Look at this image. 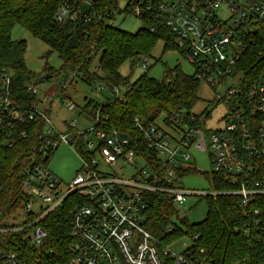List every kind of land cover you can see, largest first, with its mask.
Instances as JSON below:
<instances>
[{
  "label": "built area",
  "instance_id": "built-area-1",
  "mask_svg": "<svg viewBox=\"0 0 264 264\" xmlns=\"http://www.w3.org/2000/svg\"><path fill=\"white\" fill-rule=\"evenodd\" d=\"M129 1L132 13L143 17L150 14L168 26L178 49L192 67L194 78L206 82L215 91V100L224 102L223 126L203 128L202 118L206 119V114L190 115V122H202L200 127L183 123L184 115H175L171 126L158 123L146 126L134 117L146 147L158 157L159 162L152 167L146 158L136 154L127 135L116 130L106 133L97 127L106 117L96 114L87 129L77 128L73 120L63 131H57L50 121L51 111L39 109L37 98L28 104L13 99L12 72L9 67L0 66V144L11 146L18 137H25L20 128L23 122L39 119L44 124L41 143L32 152L31 165L23 171L17 208L22 210V220L18 224L2 222L5 226H0L1 233H21L26 245L0 250V264H165L158 238L142 223L147 193H164L174 206H181L189 195L234 194L240 197L243 208L252 196L264 194V190L254 188L256 182L252 187L242 182L237 189L228 191H216L211 185L212 192L184 190L175 184L176 170L191 165L188 151L192 148H206L211 172H224L222 178L235 186L236 174L248 169L239 157L240 152L264 156V130L259 127L253 134L245 118L249 107L252 114H264V69L249 88L246 99L241 96V81L235 69L245 50L246 38L264 28V0H119L117 9L111 11H95L96 0H79L72 7L60 6L55 17L58 22L94 19L113 23L115 13L122 12ZM142 65L145 67L147 63ZM35 84L24 81V88L32 97H36ZM123 88L114 87L113 96L121 99ZM64 99L67 109H74ZM168 128L175 134L169 133ZM71 135L82 136L80 146L70 140ZM60 144L68 145L80 160L66 185L48 168L49 159ZM125 167L130 172H124ZM72 193H76L78 200L70 212V243L56 252L49 246L41 220ZM257 214L254 209L252 215ZM258 225L257 218L246 223L247 238ZM162 252L174 264H202L189 260L184 253H172L169 247ZM258 255L264 261V248Z\"/></svg>",
  "mask_w": 264,
  "mask_h": 264
},
{
  "label": "trees",
  "instance_id": "trees-1",
  "mask_svg": "<svg viewBox=\"0 0 264 264\" xmlns=\"http://www.w3.org/2000/svg\"><path fill=\"white\" fill-rule=\"evenodd\" d=\"M77 1L0 0V66L9 67L12 72L10 91L13 99L25 104L36 101V97L30 96L24 88V81L29 80L31 75L22 59L26 42L10 38L12 28L19 25L48 46L46 55L55 52L60 59L57 70L47 68L39 74L43 80H47L45 76L49 74V78H61L62 84H65L73 76H79L87 83H101L112 93L114 87H124L121 99L112 96L102 102H85L78 114L91 122L95 120L96 114L101 118L106 117L97 127L106 133L116 130L127 135L136 154L146 158L153 167L159 162L156 152L146 147L133 118L138 117L147 126L157 124V120L162 117V123L171 126L175 115H184L183 123L200 127V120L190 122L189 119L191 108L199 99L200 81L192 73L182 72L178 66L165 69L161 79L152 78L144 71L130 81L120 73L121 66L128 60L150 56L156 41H163L164 52L176 49L183 54L176 45L174 34L152 15L143 17L129 11L131 1L121 11L142 20V27L134 33L121 30L104 20L58 22L55 17L58 8L64 4L72 7ZM118 1L96 0L98 3L94 2L93 8L95 11H111L117 9ZM151 26L153 30H150ZM245 41V50L235 69L241 81V96L246 99L249 88L264 69V28ZM97 57L98 63L94 68L93 61ZM146 67H149L148 63ZM212 107L203 113L206 114L205 118L210 115ZM245 118L251 132L255 134L264 121V114H252L249 107ZM43 126L39 119L23 122L20 128L26 133L25 137H18L11 146L0 144V226H5L1 222L2 218L20 206L23 171L31 165L32 152L41 143ZM70 140L80 146L82 136L71 135ZM239 157L248 169L236 174V186L222 178L224 172H211L209 176L199 171L195 163L179 167L176 175L179 178L184 174L204 172L216 191L237 189L242 182H248L250 187L256 182L254 188L264 190V156L240 152ZM76 197V193L70 194L59 207L41 220L48 233L49 246L56 252L62 251L70 243L69 219L78 200ZM204 198L207 202L204 219L189 223L183 218L180 227L170 222V217L176 216L177 211L168 195L147 193V209L142 223L147 231L158 238L159 252L165 264L174 262L172 258L163 255V248L169 247L174 240L184 235L191 240L182 252L189 260L200 261L202 264L262 262L258 253L264 248V194L252 196L244 208L240 206L238 195L220 194ZM254 209L258 210V216L252 215ZM255 218L259 220V225L251 229V235L247 238L244 232L246 223H251ZM21 236L17 232H0V250H12L17 245L23 248L26 244Z\"/></svg>",
  "mask_w": 264,
  "mask_h": 264
},
{
  "label": "rangeland",
  "instance_id": "rangeland-1",
  "mask_svg": "<svg viewBox=\"0 0 264 264\" xmlns=\"http://www.w3.org/2000/svg\"><path fill=\"white\" fill-rule=\"evenodd\" d=\"M123 2L119 3L122 7ZM114 25L119 29L126 32L134 33L142 27L143 22L136 16L125 15L123 12H116L113 19ZM11 40H24L26 42V48L23 53L22 59L25 67L30 72V79L25 80L26 83L35 84L36 98L38 101L37 107L39 109L48 108L51 111L50 121L57 131H63L66 124L71 121H75V126L80 129L89 128L92 123L86 117L79 115V109L85 102H102L106 98H111L113 93L99 82L94 84L83 81L79 76H73L70 81L62 84L61 78L51 77L47 80H43L39 77V74L44 73L47 68L57 70L60 66V59L55 52H48V46L32 36L28 31L19 25H15L10 33ZM46 55V56H45ZM146 61L149 67H144L142 64ZM98 63V57L93 61V67L95 68ZM178 66L182 72L186 74L192 73V67L185 59L184 55L176 49H168L163 51V41L158 40L154 44L150 56L138 57L133 60L126 61L120 68V73L123 76H127L130 81L134 80L140 73L146 71V73L156 79H161L164 70L167 68H173ZM235 78V77H234ZM234 78L230 80L234 81ZM101 85L103 88L100 90L97 87ZM220 95L223 94L222 90H218ZM198 101L191 108V113L195 115L203 114L210 108L209 103H212L210 109V115L203 120V128L216 129L223 126L222 117L226 112V106L224 102L216 101L215 91L204 82H199L198 87ZM69 100L74 109L68 110L65 105V99ZM158 124L162 123V117L157 120ZM264 130V121L260 125ZM168 132L175 134V132L168 128ZM188 154L190 156L189 163H195L196 168L199 171H204L211 176V165L208 159V150L203 148L189 149ZM141 165L140 162H138ZM80 165V160L75 152L66 144H60V146L53 152L48 162L49 170L60 178L64 185H66L76 173ZM124 172H130V168L125 167ZM190 173L184 174L179 177L175 184L176 186L184 189L196 192H212L211 182L208 175L205 173ZM177 214L170 217V222L181 226L180 220L185 218L189 223H196L204 219L207 212L206 199L199 195H189L186 197L185 202L181 205H175ZM22 210L16 209L10 212L2 218L1 222H9L10 224H18L22 220ZM191 243V240L187 236H181L174 240L169 249L172 253L181 254L186 247ZM170 258V257H169ZM174 262V260H173Z\"/></svg>",
  "mask_w": 264,
  "mask_h": 264
},
{
  "label": "water",
  "instance_id": "water-1",
  "mask_svg": "<svg viewBox=\"0 0 264 264\" xmlns=\"http://www.w3.org/2000/svg\"><path fill=\"white\" fill-rule=\"evenodd\" d=\"M49 77H50V75L49 74H46L45 78H49Z\"/></svg>",
  "mask_w": 264,
  "mask_h": 264
}]
</instances>
